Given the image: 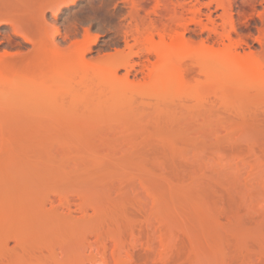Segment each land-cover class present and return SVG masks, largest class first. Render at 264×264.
I'll use <instances>...</instances> for the list:
<instances>
[{"label":"rangeland","instance_id":"1","mask_svg":"<svg viewBox=\"0 0 264 264\" xmlns=\"http://www.w3.org/2000/svg\"><path fill=\"white\" fill-rule=\"evenodd\" d=\"M0 1V264H264V0Z\"/></svg>","mask_w":264,"mask_h":264},{"label":"bare ground","instance_id":"2","mask_svg":"<svg viewBox=\"0 0 264 264\" xmlns=\"http://www.w3.org/2000/svg\"><path fill=\"white\" fill-rule=\"evenodd\" d=\"M6 1H8V0H6ZM10 1V0H9ZM12 1V0H11ZM17 1V0H16ZM18 1H20V0H18ZM48 1V0H47ZM47 1H45V3L47 2ZM50 1V0H49ZM53 1V0H52ZM51 1V2H52ZM57 1V0H56ZM58 1H61V2H63L65 5H68L69 4V2L71 1L72 3H75L77 0H58ZM134 1V0H133ZM132 1V2H133ZM138 0H136V2H137ZM139 1H141V0H139ZM146 1V0H145ZM157 1V3L159 4V2L161 1V0H156ZM155 1V2H156ZM169 1V0H168ZM209 1V2H208ZM207 2H201L200 3V7L199 8H193V10H191V6H189V7H191L190 8V10H191V13L192 14H194L193 16H197V15H200V14H203L202 13V7H207V9H209V8H211L210 7V5H213L214 3L213 2H220L221 0H208ZM13 2V1H12ZM54 3H55V1H53ZM52 2V3H53ZM117 2V1H116ZM123 2V1H122ZM130 2V1H129ZM131 2V3H132ZM144 2V1H143ZM175 2V1H174ZM177 3H178V5L180 6V7H182L181 9H185L187 6H188V2H186V1H176ZM196 2V1H195ZM199 2V1H198ZM3 4H4V1L2 2ZM2 3H1V1H0V4L2 5ZM8 3V2H7ZM50 3V2H49ZM60 3V2H59ZM160 3H162V1L160 2ZM213 3V4H212ZM15 4V3H14ZM23 4V3H22ZM22 4H20V5H22ZM47 4V3H46ZM51 4V3H50ZM49 4V5H50ZM134 4H135V6H137V4H138V2H137V4L134 2ZM133 4V5H134ZM193 4V3H192ZM191 4V5H192ZM196 4V3H195ZM216 4V3H215ZM220 4V3H219ZM224 4V3H223ZM160 5V4H159ZM162 5V4H161ZM174 5H176V4H174ZM217 5V4H216ZM221 6H223L222 4H220ZM219 5V6H220ZM17 6V5H16ZM25 6H26V4H25ZM45 6V5H44ZM135 6H133V7H135ZM138 6H140L139 4H138ZM155 6V5H154ZM163 6V5H162ZM22 7V6H21ZM21 7H18V8H20L21 9ZM28 7V6H27ZM30 7V6H29ZM28 7V8H29ZM34 7V6H33ZM32 7V8H33ZM55 7H57V6H55ZM128 7H130V6H128ZM156 7V6H155ZM161 7V6H160ZM173 7V6H172ZM224 7V6H223ZM12 8V7H11ZM10 8V6L9 7H7V6H5L4 7V5H2V6H0V24L1 23H10L13 27H14V29H15V34H19L20 36H22V38L24 37L27 41H29V42H32V43H39V42H37V40H36V35H35V27L37 26V28H38V25L36 24V26H35V23H36V20L38 19V18H40V17H37L36 19H35V21H34V18L33 17H36L37 15H38V13L36 14V16H34L33 14H32V20L33 21H31L32 22V24L34 25V27H31L30 25H28L26 22H25V20H24V15H25V11H28V10H22V11H18L17 13H20L21 12V14H17V15H14L13 13H11L12 11H13V9H11ZM176 8H179V7H176ZM7 9H9V10H12V11H8ZM24 9V8H23ZM35 9V8H34ZM61 9V8H60ZM135 10H137L136 8H134ZM154 9V8H153ZM133 11L134 13L136 12L137 14H138V12L137 11ZM139 10V9H138ZM166 10V9H165ZM212 10V9H211ZM15 11V10H14ZM58 9H57V13H58ZM107 11V10H106ZM213 11V10H212ZM212 11H210V12H212ZM30 11H28V12H26V16H28L27 15V13H29ZM35 13H36V11H34ZM133 12H131V13H133ZM153 12V11H152ZM176 12V11H175ZM24 13V15H22ZM190 13V12H189ZM190 13V14H191ZM30 14V13H29ZM169 14H171V13H169ZM172 14H174V13H172ZM183 14V13H182ZM31 15V14H30ZM29 15V16H30ZM204 15V14H203ZM206 15V14H205ZM28 16V19L29 18H31V17H29ZM133 16H135V15H133ZM172 16V15H171ZM170 16V17H171ZM174 17L176 16V15H173ZM192 16V15H191ZM211 16V15H210ZM180 17H181V15H180ZM179 17V18H180ZM183 17V16H182ZM136 18V17H135ZM187 18V17H186ZM185 18V19H186ZM195 18V17H194ZM194 18H192V19H194ZM197 18H199V17H197ZM167 19V18H166ZM182 19V18H181ZM189 19V18H188ZM191 18L189 19V21H190V23H191V20H192ZM31 20V19H30ZM172 20H173V18H172ZM176 20V19H175ZM195 20V19H194ZM209 20V19H208ZM37 21H39V28L38 29H40L41 27L43 28H41L42 29V31L45 29V28H48V26H49V23L47 22V20L45 19V17H42V18H40V20L38 19ZM137 21V20H136ZM150 22H151V20H149ZM178 21H180V20H176V22H177V24H178ZM184 21H186V20H184ZM188 21V20H187ZM198 21V20H197ZM33 22H35V23H33ZM150 22H148V23H150ZM166 22V21H165ZM167 22H169V19L167 20ZM192 22H194L193 20H192ZM145 23V22H144ZM180 23V22H179ZM181 23H182V21H181ZM180 23V24H181ZM195 23H197L196 21H195ZM198 23H199V21H198ZM176 24V25H177ZM183 24V23H182ZM172 25V24H171ZM183 25H185V24H183ZM183 25H182V27H183ZM186 25H187V23H186ZM41 26V27H40ZM136 26V25H135ZM178 26H179V24H178ZM181 26V25H180ZM188 26V25H187ZM172 27V26H171ZM136 28V27H135ZM169 28V27H168ZM184 28H186V27H184ZM40 29V30H41ZM187 30H188V28H186ZM85 31V33L83 34V37L85 38V41H87L88 39H92V42L93 43H95L96 44V42L98 41V39H99V37L101 36L98 32H94V34L92 33V30H90V28H85L84 29ZM139 33H140V28H138V26H137V29H136ZM175 30V29H174ZM39 31V30H38ZM150 31V33H149V35L146 37V39H148L151 35H152V30H149ZM186 31V30H185ZM70 32V31H69ZM68 32V33H69ZM75 32V31H74ZM39 33H40V31H39ZM67 33V34H68ZM97 33V34H96ZM176 33H178V31H176ZM60 34V28L59 27H57L56 29H55V35H59ZM62 34V33H61ZM126 34V33H125ZM180 32L177 34V37H179L180 35L182 36L183 35V33L182 34H180ZM72 35V34H71ZM85 35V36H84ZM69 36V35H68ZM68 36H67V38H68ZM82 36V35H81ZM133 36V35H132ZM184 37V36H183ZM23 38V39H24ZM175 38V37H174ZM78 39V38H77ZM81 39V38H80ZM76 39H74V41H75ZM82 40V39H81ZM84 40V39H83ZM125 40V39H124ZM176 40V39H175ZM25 41V40H24ZM80 40H76L75 42H74V44L76 43H81V41L79 42ZM84 41V43H83V41H82V43H83V46H88V44H90V42H89V40L87 41V42H85ZM89 42V43H88ZM128 42V41H127ZM163 40H162V42H160L159 43V48H157L156 50H157V53H158V55H159V57H169V58H167V60L168 59H170L171 58V60H172V57H174L175 59H173V61H171V68L180 76V77H183V74H184V68L182 67V65L180 64V62H179V58H181L180 57V54L179 53H177V52H173V51H175V50H171V49H175V48H173L172 46H170L171 47V49L169 50V48L168 49H162L161 47L163 46ZM82 43H81V45H82ZM131 43V42H130ZM40 44V43H39ZM73 44V43H72ZM85 44V45H84ZM133 44V43H132ZM173 44V43H172ZM70 45V44H69ZM78 45V44H77ZM76 45V46H77ZM35 46V45H34ZM78 46H80V44L78 45ZM83 46H80L81 47V50H83L84 49V51H86V53L87 52H89L90 51V49H92V48H89V47H92V46H88V50H85L86 48L84 47L83 48ZM132 46V45H131ZM75 47V46H74ZM80 47H77V49L79 48L80 49ZM197 47V46H196ZM196 47L195 46H189V51H190V53L192 54V55H194V53H196L197 52V49H196ZM76 48V47H75ZM83 48V49H82ZM78 49V50H79ZM132 49H133V47H132ZM145 50H147V49H145ZM135 51V50H134ZM137 51V50H136ZM4 52V51H3ZM73 52V51H72ZM118 52H120V51H118ZM121 52H123V50L121 51ZM120 52V53H121ZM217 52V51H216ZM13 53V52H12ZM82 51L80 52V54L82 55ZM221 54H223V57H222V55L221 54H219L218 52L216 53L217 55H215L216 57L217 56H220L219 58V62L221 61V59H222V61L221 62H224L226 65H229V66H231L233 63H232V61L230 60V58H229V56L226 54V53H222V52H220ZM5 55H9L10 53L8 52V51H5V53H4ZM125 54V53H124ZM132 54V53H131ZM219 54V55H218ZM83 55H84V53H83ZM82 55V56H83ZM121 54H119V56H120ZM129 55V54H128ZM208 55V57H210V54H207ZM225 55V56H224ZM81 56V58L83 59V58H85V55H84V57H82ZM125 56H127V55H125ZM134 56V55H133ZM2 56L0 55V67L2 66L1 65V60H2V58H1ZM35 57V56H34ZM106 57V56H105ZM215 57V58H216ZM213 58H214V56H213ZM4 59H6V58H4ZM76 59V58H75ZM91 59V58H90ZM123 59V58H122ZM131 59V58H130ZM164 59H166V58H164ZM216 59H218V57L216 58ZM81 60V59H80ZM184 60V59H183ZM85 61L87 62L88 60H86V58H85ZM91 61V60H90ZM102 61V60H101ZM126 61V60H125ZM166 61V60H165ZM73 62V61H72ZM167 62V61H166ZM173 62V63H172ZM234 62V61H233ZM3 63H5L4 61H3ZM2 63V64H3ZM81 63H85L84 62V59H83V61L81 60ZM92 64H88V66H90V65H92L93 67H96V71L98 70V69H100V68H98L97 69V66H99V64H97V66L95 65L94 66V62H91ZM97 63H99L98 61H97ZM128 63V62H127ZM74 64H76V62L74 63ZM167 64V63H166ZM85 65V64H84ZM121 65V64H120ZM223 65V64H222ZM221 65V66H222ZM238 65V64H237ZM92 66H90L91 68V70H90V72L92 71ZM103 66H104V64H103ZM103 66H101V67H103ZM109 66V65H108ZM124 66H126V64L124 65ZM169 66V67H168ZM236 66V63H235V65L233 66V67H235ZM8 67V66H7ZM80 67V66H79ZM100 67V66H99ZM118 67V66H117ZM166 67H168V68H170V65H167ZM2 68V67H1ZM89 68V67H88ZM170 68V69H171ZM224 68H225V66H224ZM228 68V67H227ZM230 68H232V66L230 67ZM264 66L262 67V66H259V71H261L262 73H264ZM74 69V68H73ZM110 69V68H109ZM258 69V68H257ZM89 70V69H88ZM111 70V69H110ZM263 70V71H262ZM101 71V70H100ZM174 71H172V72H174ZM163 73L164 72H166L165 70L164 71H162ZM174 72V73H175ZM254 72H256V71H254ZM95 72H94V68H93V77H94V74ZM115 74L116 73V71L114 72V71H112V74ZM169 73V72H168ZM257 73V72H256ZM261 73V74H262ZM96 74H97V72H96ZM113 74V75H114ZM257 74H259V73H257ZM103 75V74H102ZM153 75V74H152ZM157 75V74H156ZM252 75L253 76H256V74H253L252 73ZM264 75V74H263ZM88 76H90V75H88ZM115 76V75H114ZM114 76H112L111 75V78L113 77V80L115 79L114 78ZM261 76V75H260ZM96 77H98V76H96ZM104 77V76H103ZM107 78V77H106ZM110 78V79H111ZM117 78V77H116ZM82 79H83V77H82ZM102 79V78H101ZM118 79V78H117ZM113 80H110V81H112L113 83H114V81ZM122 80V79H121ZM159 80V79H158ZM115 81H117V80H115ZM126 81H128V80H126ZM125 82V81H124ZM129 82V81H128ZM113 83H112V85H113ZM127 83V82H126ZM146 83H148V82H146ZM86 85H88V83H85ZM84 84V85H85ZM115 84V83H114ZM117 84H119V83H117ZM128 84V83H127ZM141 84V83H140ZM83 85V86H84ZM90 85H88L87 87H85V88H87L88 89V87H89ZM114 87H115V85H113ZM125 86H127V85H125ZM114 87L113 88H111V89H114ZM125 88V87H124ZM135 88V87H134ZM141 88H143L142 86H141ZM86 89V90H87ZM104 89V88H103ZM123 89V88H122ZM136 89V88H135ZM138 89V88H137ZM88 90H90V89H88ZM92 90V89H91ZM124 90V89H123ZM113 91V94H114V90H112ZM136 91V90H135ZM126 92H128V91H126ZM153 92V91H152ZM89 93V92H88ZM112 93V92H111ZM116 93V92H115ZM117 93H120V92H117ZM116 93V94H117ZM96 95V94H95ZM122 95V94H121ZM159 95V94H158ZM139 96V95H138ZM161 96V95H160ZM159 96V97H160ZM106 97H108V96H106ZM129 97V96H128ZM149 98H150V96H149ZM163 98V97H162ZM104 99V98H103ZM106 99V98H105ZM122 100V99H121ZM132 100V99H131ZM134 100V99H133ZM109 101V100H108ZM113 101V100H112ZM130 101V100H129ZM109 103H111V102H109ZM113 105V104H112ZM117 107V106H116ZM1 196V195H0ZM49 197V196H48ZM39 202V201H38ZM54 203V202H53ZM45 204V203H44ZM56 204V203H55ZM51 206V205H50ZM42 207V206H41ZM46 208V207H45ZM54 209V208H53ZM43 211V210H42ZM62 211V210H61ZM64 211V210H63ZM17 212V211H16ZM60 212V211H59ZM67 214V213H66ZM73 214V213H72ZM32 215V214H31ZM59 217V216H58ZM25 218V217H24ZM31 219V218H30ZM8 220V219H7ZM60 223V222H59ZM18 239V238H17ZM10 242V241H9ZM8 244V243H7ZM7 251V250H6ZM8 255H9V253H8ZM12 256V255H11ZM15 258V257H14ZM14 258H12V259H14ZM1 259V258H0ZM9 261V260H8ZM13 262V261H12ZM18 262V261H17ZM43 262V261H42ZM5 263V262H4ZM8 264V263H7Z\"/></svg>","mask_w":264,"mask_h":264}]
</instances>
